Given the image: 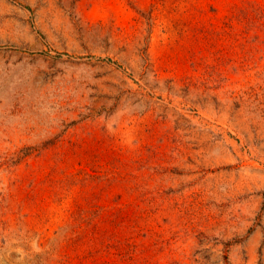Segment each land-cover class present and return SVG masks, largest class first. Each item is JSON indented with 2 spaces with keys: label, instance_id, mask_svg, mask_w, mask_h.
<instances>
[{
  "label": "rangeland",
  "instance_id": "1",
  "mask_svg": "<svg viewBox=\"0 0 264 264\" xmlns=\"http://www.w3.org/2000/svg\"><path fill=\"white\" fill-rule=\"evenodd\" d=\"M0 264H264V0H0Z\"/></svg>",
  "mask_w": 264,
  "mask_h": 264
}]
</instances>
